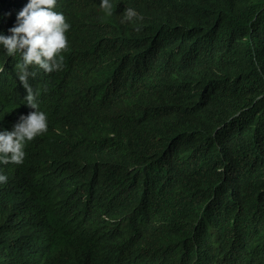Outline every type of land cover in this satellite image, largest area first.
I'll list each match as a JSON object with an SVG mask.
<instances>
[{
  "label": "trees",
  "instance_id": "1",
  "mask_svg": "<svg viewBox=\"0 0 264 264\" xmlns=\"http://www.w3.org/2000/svg\"><path fill=\"white\" fill-rule=\"evenodd\" d=\"M100 1L57 0L63 67L30 69L48 128L0 163V264H264V0L78 39ZM28 3L0 0V34ZM17 63L0 47V131L35 111Z\"/></svg>",
  "mask_w": 264,
  "mask_h": 264
},
{
  "label": "clouds",
  "instance_id": "2",
  "mask_svg": "<svg viewBox=\"0 0 264 264\" xmlns=\"http://www.w3.org/2000/svg\"><path fill=\"white\" fill-rule=\"evenodd\" d=\"M100 2L101 4L92 7L87 19V33L80 34L78 39L89 40L102 28L126 38L130 23L148 16L152 9L161 10L166 4V0ZM56 3L57 0H29L18 13L15 26L9 28L11 34H0V47L7 56L15 57L19 53L22 57V63H17L15 70L27 92L24 100L26 105L35 109L28 115H22L11 131H0V163L22 164L26 155L23 150L25 142L32 141L47 131L46 114L39 110L37 93L34 92L29 78L37 75L30 70L33 67L46 74L59 71L63 67L64 56L61 53L68 47L65 33L70 29V24L65 22L62 13L53 11ZM0 183H7V176L0 174Z\"/></svg>",
  "mask_w": 264,
  "mask_h": 264
}]
</instances>
